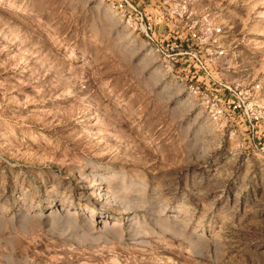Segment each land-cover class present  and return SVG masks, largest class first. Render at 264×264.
I'll list each match as a JSON object with an SVG mask.
<instances>
[{
	"label": "rangeland",
	"instance_id": "rangeland-1",
	"mask_svg": "<svg viewBox=\"0 0 264 264\" xmlns=\"http://www.w3.org/2000/svg\"><path fill=\"white\" fill-rule=\"evenodd\" d=\"M192 1L264 85V0ZM188 86L112 0H0V264H264V130Z\"/></svg>",
	"mask_w": 264,
	"mask_h": 264
},
{
	"label": "built area",
	"instance_id": "built-area-1",
	"mask_svg": "<svg viewBox=\"0 0 264 264\" xmlns=\"http://www.w3.org/2000/svg\"><path fill=\"white\" fill-rule=\"evenodd\" d=\"M112 6L156 48L170 72L184 76L214 122L231 134L264 130V85L228 78L229 33L210 12L197 10L192 0H112Z\"/></svg>",
	"mask_w": 264,
	"mask_h": 264
}]
</instances>
